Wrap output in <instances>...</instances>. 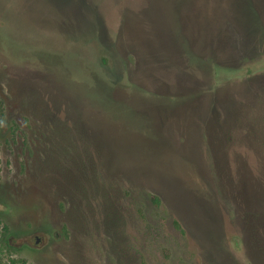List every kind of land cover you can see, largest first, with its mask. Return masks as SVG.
Returning a JSON list of instances; mask_svg holds the SVG:
<instances>
[{
    "label": "rangeland",
    "instance_id": "rangeland-1",
    "mask_svg": "<svg viewBox=\"0 0 264 264\" xmlns=\"http://www.w3.org/2000/svg\"><path fill=\"white\" fill-rule=\"evenodd\" d=\"M30 1L0 0V264H264V0Z\"/></svg>",
    "mask_w": 264,
    "mask_h": 264
},
{
    "label": "flooded vegetation",
    "instance_id": "flooded-vegetation-1",
    "mask_svg": "<svg viewBox=\"0 0 264 264\" xmlns=\"http://www.w3.org/2000/svg\"><path fill=\"white\" fill-rule=\"evenodd\" d=\"M30 3L32 4V7H36L37 6V1L35 2V0H34V2H33V0H31L30 1ZM35 10V9H34ZM36 11V10H35ZM37 238L39 239V236H37Z\"/></svg>",
    "mask_w": 264,
    "mask_h": 264
}]
</instances>
